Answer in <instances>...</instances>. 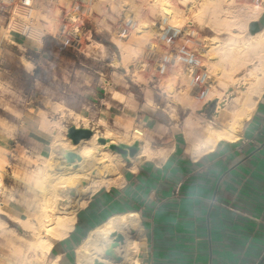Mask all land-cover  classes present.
Wrapping results in <instances>:
<instances>
[{"label":"crops","instance_id":"1","mask_svg":"<svg viewBox=\"0 0 264 264\" xmlns=\"http://www.w3.org/2000/svg\"><path fill=\"white\" fill-rule=\"evenodd\" d=\"M29 3L27 12L38 16L35 0ZM250 22L253 35L264 30V10ZM50 38L54 35L29 39L12 33L0 11V161L59 158L68 148L55 144L71 143L65 136L70 124L113 142L137 139L139 150L129 161L105 153L103 173L114 176L107 169L112 165L117 183L89 196L69 233L51 238L42 264H78L86 242L85 264L102 261L113 230L124 236L115 248L120 264H257L264 253V89L235 139H220L196 155L191 148L203 140L205 122L223 126L230 113L218 112L217 104L203 112L200 107L194 111L201 117L196 125L187 122L190 110L179 104L175 112L185 114L176 118L164 95L151 90L145 99L126 73L105 62L93 68L92 59L53 54ZM143 147L151 157L138 156ZM81 162L75 168L85 165ZM6 194L0 196L2 208L21 211ZM110 224L106 235L103 228Z\"/></svg>","mask_w":264,"mask_h":264},{"label":"rangeland","instance_id":"2","mask_svg":"<svg viewBox=\"0 0 264 264\" xmlns=\"http://www.w3.org/2000/svg\"><path fill=\"white\" fill-rule=\"evenodd\" d=\"M163 1H168L177 12L173 11V19L164 24H162L163 18L158 8ZM193 1L194 0H35L39 7L38 16L36 13L32 14L35 18V25L36 23L38 24L40 34L45 33L48 38L50 35H54V38H50L48 41V45L50 46L49 49H52L53 54H57L66 59L71 58L76 61H78V58L81 60H83V58L92 59L91 61L94 63L92 64L93 68L99 66V61L105 62V65L113 70L117 68V70L126 73L130 82L138 85L137 87L144 93L145 99L151 94V90L157 91L156 95L158 96L164 95L167 97L170 103L168 107L174 110L172 112L173 116L177 118L185 114L182 111L180 114L175 112V110L178 109L177 105L180 104L179 106L183 107L179 101L181 90L189 84L191 87H194V79H196V76L194 78L192 76L194 70L198 68L199 71H202L201 65H204L208 61L207 56L201 53L203 48H205L204 39L219 35L220 39L217 42L216 49H221V47H225L227 44L240 47L250 35L254 34V31L250 29L251 22L249 23L248 30L245 32L243 28L240 27V24H238L236 31L239 33L235 34L224 28L214 27L207 18V14L205 18L198 21V19L195 18V11L203 0H197L193 11L188 12L187 5L191 4ZM235 1L241 5L244 4L243 6L258 7L261 9L263 8L262 11L264 10V6L261 2L256 4L252 0ZM134 6H136V8H133ZM17 9L18 7L14 9L12 18L20 17L21 13L25 12L22 8L21 11ZM27 13L31 14L29 12ZM175 16L177 19H174ZM160 22L161 24H159ZM157 24L161 25L164 30L159 29L160 31H158L157 34L155 33L152 34L151 37H145L142 43L139 44L140 46H136V42L131 38L135 29L140 28L143 34H147L154 31V27H158ZM76 27H78L77 34L80 36V39L73 40V42L69 43L67 38L68 32ZM174 27L183 31L185 42L191 41L199 47L198 55L195 59V63L190 67L181 64L178 60H172L169 68L164 69L163 60L168 61L170 54L165 51L166 47L162 39V34ZM126 28L128 29L127 33L124 31ZM9 29L8 26V30ZM187 29H190L191 32H185ZM133 47H136L138 52L135 51L131 55L128 54L127 50ZM107 63H110L114 67ZM64 66L69 65L65 62ZM229 67L230 64L225 62L223 65V72L227 71ZM190 68L192 74L190 81H187L188 83L186 84L183 74L190 70ZM42 72L45 73L44 70H42ZM213 80L212 88H209L205 98H214L213 96L209 97L212 91L225 97L228 92L238 88L237 84L243 80V77L239 75L235 79H230L224 77L222 74H217L214 75ZM200 81L203 83V80ZM193 95L195 96V93ZM195 97L201 101L205 99L198 98L197 96ZM225 108L226 109L221 110V112L223 111L222 113H229L228 110L236 108L232 96L227 98ZM189 115L190 112L187 115V122L189 121L190 123L191 119H188L193 118V116ZM209 123L210 121H206L202 126L203 129L207 127ZM58 143L63 145L62 140ZM59 144L57 145L59 146ZM98 156H102L100 151L98 152ZM109 166L111 167L110 170L115 171L112 165L109 164ZM70 170L74 171L75 169H61L56 159H43L41 161L24 155L11 162L2 159L0 161V196L4 190L7 193L8 199H11L13 203L17 205H21V211H16L17 213L35 219L34 216L40 210L42 193L37 186H34V179L36 178L38 181H42L44 186H48V184L50 185V183H48L49 180L64 178L61 174L71 172ZM106 178V181H109L110 177L106 176ZM70 180L71 178L68 177V179L60 181V183L65 188L68 185L67 182H70ZM78 181L79 178L75 180L76 183H80ZM72 189L69 191L65 190V192L70 194L69 192H71ZM51 198L52 197H49V199ZM2 212L3 213H0V220L5 222V227L8 229L11 228L16 234L21 233L20 235L25 237L26 232L21 230L20 227L8 217L6 212ZM33 212H35V215H33ZM12 237L17 242L19 238H22L18 235L14 236L13 234ZM5 238L6 237L0 233V253L2 250L7 254V257L15 261H20L22 258L20 255H14L11 250L5 248V244H12V241ZM31 254H34V252H31ZM1 256H3V254ZM4 258L5 257H3V259ZM0 264H5L2 257L0 258Z\"/></svg>","mask_w":264,"mask_h":264},{"label":"bare ground","instance_id":"3","mask_svg":"<svg viewBox=\"0 0 264 264\" xmlns=\"http://www.w3.org/2000/svg\"><path fill=\"white\" fill-rule=\"evenodd\" d=\"M194 1L191 4L187 5L188 12H192L195 8L197 0ZM261 3L264 6V0ZM243 5L237 3L235 0H203V2L198 5V9L195 11V18L198 19V21H201L203 18H205V15L207 14V18L210 20L212 25H214V27H221L231 33L238 34L239 32L236 31L238 28V24H240V27L243 28L244 32L247 31V25L249 21L251 19L256 18L263 9ZM133 8H136V6H134ZM158 8L159 13L163 18L162 24L169 22L173 19L172 14L173 11L176 12V10L173 9V7L169 4L168 1H163ZM20 18L33 19V27H31L33 32L32 38H35L40 34V29L38 28L37 23L35 25V18L32 13L28 14L26 12L25 14V12H22ZM174 19H177V17L175 16ZM159 24H161V22ZM154 28V31L149 32L147 34H143L140 28L135 29L131 38H133V40L136 42V46H140L139 44L142 43L145 37H151L152 34H157L158 31L164 30L161 25H158V27ZM185 32H191V30L187 29L185 30ZM219 39V35H216L212 37H207L203 41L205 43V48H203L201 53H203L208 58V61L204 65H201L205 78V85H207L208 88H212L213 77L217 74H222L224 77L230 79H235L237 76L242 75L243 80L237 84L238 88L232 90L231 92H228L225 97L215 93L214 91H212L209 95V97L213 96L218 99L216 103V107H218V112L226 109V101L227 98L230 96L233 97L234 102L236 104V108L230 110V118H228L229 120L225 122V125L217 126L210 122L207 127L203 129V140L199 143L194 144L191 148V151L196 153V155H199L204 151L211 150V148H213L216 142L220 139H235L237 137L236 133L241 130L244 121H246L251 115V112L256 105L257 98L260 96L262 90L264 89V30L258 32L255 35H250V37L246 41H244L243 45L240 47H234L230 44H227L225 47H221V49H216V45ZM135 51H137V49L136 47H133L127 50V53L131 55ZM225 62H228L230 64V67L227 71L223 72V65ZM191 74V69L183 74L184 81H186V84L188 83L187 81H190ZM194 93L195 88L193 86L191 87L190 84L186 85L181 90V94L179 95V101L181 102V105L190 110L189 116H193V118L188 119H191L190 123L200 125L199 123L201 117L194 115V111L200 108L201 105H203V101L198 100L193 95ZM214 118H216V116H214ZM58 127L60 128V126ZM61 134L63 135V133ZM96 138L97 134L94 133L90 138L82 139L78 144L63 142V145H60L57 142V144H59L61 147L63 146L67 147L68 149H73L79 154H81L83 158V162L81 163H85V165L80 168H74V171L70 170L71 172H65L66 174L63 172L64 174L61 175L64 178H59L58 180H49L48 183H50V185L48 184V186H44L42 181L40 182L36 178V180L34 179V186H37V188H39V191L42 193L40 210L36 215L35 212H33V215H35V219H32L30 216L21 215L17 213L16 210L13 208H11L10 210H6L3 209L2 206H0V213H3L2 211L6 212L8 217L13 222H15L21 230H24L26 232L25 237L21 236V233L16 234L13 229H8L7 227H5V222L0 220V233H2L6 238L12 241V244L10 243V249L12 253L22 254V260L19 262L9 257H5L4 259L6 260L7 264H42L43 258L45 257L49 247L52 244L51 238H63L69 233L75 221L76 211H78L79 207H82L84 206V204H86V201L89 199V196L101 185L107 186L112 183H117L118 178L116 179V171L110 170L111 167L109 165L107 166V169L109 171L108 174L114 176L110 177L109 181H106V170L103 173V167L100 163L102 157H106V154H111V152H107L110 150H105L106 147L98 143L96 141ZM57 144H55L57 148L60 147ZM103 147L105 149H103ZM99 151L102 153V156L100 157L98 156ZM138 156L149 158L151 157V152L143 147L138 153ZM60 157L61 156L56 159L58 162V166L61 169L68 168L69 170V168H71L70 165L66 164L64 160ZM68 177H70L71 180L70 182H67L68 185L64 188L60 181H64L68 179ZM78 178V182L80 183L75 182V180ZM70 189H72V193L69 192L70 194H67L65 190L69 191ZM49 197L52 198L49 199ZM111 227L112 226L110 224V226H105L103 228L106 235L107 233H109V229L107 228ZM98 230H100V228ZM12 234L14 236L18 235L22 238H19L17 242L15 241V239H13ZM86 243L79 250V258H77L78 264H85L86 262V256L84 257V253H88V249L90 248V246L88 247V244ZM94 251H96V247ZM117 251L120 252L121 250L119 249ZM31 252H34V254H31ZM97 256L99 259H101L102 257V255L99 253ZM121 258L122 257L114 261V264H120ZM134 262L131 264H134Z\"/></svg>","mask_w":264,"mask_h":264},{"label":"built area","instance_id":"4","mask_svg":"<svg viewBox=\"0 0 264 264\" xmlns=\"http://www.w3.org/2000/svg\"><path fill=\"white\" fill-rule=\"evenodd\" d=\"M256 4L262 2L263 0H252ZM16 7H20L26 12L29 10L30 3L29 0H0V11L7 15L8 18V26L9 31L24 36L26 38L32 39V22L33 19H22L17 18L14 19L13 23L10 24L11 18L13 16V11ZM78 27L71 29L68 32V42L71 43L73 40L80 39L78 33ZM125 33L128 32V29H124ZM162 39L165 44V51L166 53H169V58L167 60H163V68H169V66L172 63V60H178L183 65H187V67H190L193 63H195V59L198 55L199 47H197L194 43L191 41H184V33L179 28H170L169 30L163 32ZM191 69V68H190ZM193 78L196 76V79H194V88H195V96L198 98H205L208 94L209 88L207 85H205L204 82V75L203 71H199L198 68L194 70ZM200 80H203V83H201ZM208 100V97L204 99V101Z\"/></svg>","mask_w":264,"mask_h":264},{"label":"water","instance_id":"5","mask_svg":"<svg viewBox=\"0 0 264 264\" xmlns=\"http://www.w3.org/2000/svg\"><path fill=\"white\" fill-rule=\"evenodd\" d=\"M217 98L208 99L200 108L203 112L207 107H211L217 103ZM94 134V131L86 126H76L70 124L66 128L65 136L70 140L72 144H78L82 139H88ZM96 141L104 145L107 149L118 153L122 159L129 161L137 151L139 150V141L135 139L132 143H125L121 141L113 142L110 138L104 136H97ZM61 156L64 162L70 167L75 168L79 162L82 161V156L73 149H63ZM72 193V191H71ZM111 241L108 246L105 247L103 254L106 260H94V264H114V261L120 258L115 248L118 247L124 240V236L121 232L113 231L110 234ZM257 264H264V253L257 262Z\"/></svg>","mask_w":264,"mask_h":264}]
</instances>
